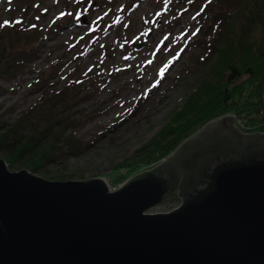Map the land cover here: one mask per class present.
I'll return each mask as SVG.
<instances>
[{"label": "rangeland", "instance_id": "obj_1", "mask_svg": "<svg viewBox=\"0 0 264 264\" xmlns=\"http://www.w3.org/2000/svg\"><path fill=\"white\" fill-rule=\"evenodd\" d=\"M206 2L0 0V39L14 40L12 47H23L32 36L39 42L34 74L0 77V136L12 132L9 142L31 136L46 127L51 114L63 120L60 127L69 126L66 136L79 140L80 149L73 154L62 141L55 159L34 174L52 182L103 179L111 191L119 190L137 175L116 184L115 169L146 159L209 71L208 49L220 24L215 11L204 12ZM67 89L51 113L42 110L45 95ZM31 109L28 120L20 122ZM181 144L143 173L168 160ZM7 157L2 150L0 159ZM22 165L10 170H28ZM180 205L175 193L147 214H167Z\"/></svg>", "mask_w": 264, "mask_h": 264}, {"label": "water", "instance_id": "obj_2", "mask_svg": "<svg viewBox=\"0 0 264 264\" xmlns=\"http://www.w3.org/2000/svg\"><path fill=\"white\" fill-rule=\"evenodd\" d=\"M0 264H264V134L219 118L114 192L0 159Z\"/></svg>", "mask_w": 264, "mask_h": 264}, {"label": "trees", "instance_id": "obj_3", "mask_svg": "<svg viewBox=\"0 0 264 264\" xmlns=\"http://www.w3.org/2000/svg\"><path fill=\"white\" fill-rule=\"evenodd\" d=\"M210 11H215L220 31L209 45L212 59L208 73L154 140L155 147L147 152L146 159L118 166L114 183L143 173L145 166H155L190 136L225 116L234 117L248 134H264V0H207L204 12L209 14ZM32 32L28 31L30 36ZM38 43L37 36H32L27 37L23 47H12L16 44L14 40L6 44L1 38L0 77L34 74L32 65L38 56ZM43 89L38 85L39 93ZM70 90L52 97L45 95L42 110L51 113ZM32 112V109L27 112L20 122L28 120ZM55 120L48 114L45 128L28 137L14 136L11 142L8 139L12 132L0 136V152L8 153L6 162L10 169L22 163L21 167L33 174L38 172L55 159L56 147L62 141L71 153H78L79 140L73 135L66 136L69 126L60 127L63 120ZM58 126L60 129L55 130Z\"/></svg>", "mask_w": 264, "mask_h": 264}, {"label": "bare ground", "instance_id": "obj_4", "mask_svg": "<svg viewBox=\"0 0 264 264\" xmlns=\"http://www.w3.org/2000/svg\"><path fill=\"white\" fill-rule=\"evenodd\" d=\"M236 125H237V127H239V129L241 130L242 133H244V134H248L247 132L244 131V129H243L242 127H240V125L237 124V121H236ZM184 142H185V141H184ZM184 142H183V143H184ZM181 145H182V144H181ZM110 189H111V188H110ZM111 190H112V189H111ZM115 191H117V190H115ZM112 192H114V191H112Z\"/></svg>", "mask_w": 264, "mask_h": 264}, {"label": "built area", "instance_id": "obj_5", "mask_svg": "<svg viewBox=\"0 0 264 264\" xmlns=\"http://www.w3.org/2000/svg\"><path fill=\"white\" fill-rule=\"evenodd\" d=\"M239 125H240V127H242V128H243V125H242L241 123H239Z\"/></svg>", "mask_w": 264, "mask_h": 264}]
</instances>
